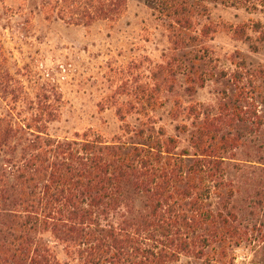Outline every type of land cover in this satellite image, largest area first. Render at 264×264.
Listing matches in <instances>:
<instances>
[{
    "label": "trees",
    "instance_id": "obj_1",
    "mask_svg": "<svg viewBox=\"0 0 264 264\" xmlns=\"http://www.w3.org/2000/svg\"><path fill=\"white\" fill-rule=\"evenodd\" d=\"M227 1L151 0L167 23L173 56L152 72V88L135 92L142 122L125 123L118 110L125 125L111 142L90 132L73 139L50 136L47 121L56 118V109L37 108L32 124L10 112L0 117V264H61L44 234L63 244L78 264H172L181 255L227 264L242 239L224 167L238 147L226 132L232 127L227 107L216 114L196 105L185 110L191 123L175 127L187 136L184 147L179 135L168 136L151 122L164 84L171 93V80L182 73L202 87L213 72L205 44L211 28L197 33L193 19L207 17L208 3ZM41 5L52 18L74 26L114 23L127 10V0ZM263 7L264 0H243L247 10ZM252 124L261 128L263 122L243 93V130Z\"/></svg>",
    "mask_w": 264,
    "mask_h": 264
},
{
    "label": "rangeland",
    "instance_id": "obj_2",
    "mask_svg": "<svg viewBox=\"0 0 264 264\" xmlns=\"http://www.w3.org/2000/svg\"><path fill=\"white\" fill-rule=\"evenodd\" d=\"M42 2L0 0V117L10 112L32 124L37 108L56 109V118L47 121L50 136L73 139L90 132L107 142L125 123H141L135 92L152 88V72L173 56L167 23L151 0H127L119 21L91 26L56 20L43 11ZM227 2L208 3L207 17L193 19L197 33L205 25L211 28L205 44L213 75L200 87L179 73L171 80V93L163 83L151 122L165 128L168 136H177L175 127L192 121L185 111L192 105L213 114L227 107L226 123L232 127L226 132L238 139V147L224 167L234 188L233 210L242 239L225 262L264 264V7L247 10L243 0ZM191 86L195 90L188 91ZM243 93L255 102L261 128L252 124L243 130ZM118 110L124 112L125 123ZM179 136L181 146H187L186 134ZM44 238L61 264H78L50 234ZM172 264L222 263L181 255Z\"/></svg>",
    "mask_w": 264,
    "mask_h": 264
}]
</instances>
